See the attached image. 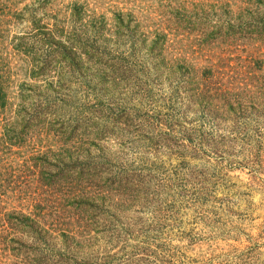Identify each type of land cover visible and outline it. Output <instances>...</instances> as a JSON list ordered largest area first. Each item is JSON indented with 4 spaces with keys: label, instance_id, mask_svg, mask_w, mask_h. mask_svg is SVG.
<instances>
[{
    "label": "rangeland",
    "instance_id": "rangeland-1",
    "mask_svg": "<svg viewBox=\"0 0 264 264\" xmlns=\"http://www.w3.org/2000/svg\"><path fill=\"white\" fill-rule=\"evenodd\" d=\"M47 1L0 0V61L11 71L12 103L19 104L18 87L29 96L30 85L43 87L53 77L64 88L60 104L53 98L56 105L63 103L56 108L60 116L47 119L31 146L64 149L66 141L56 130L63 126L67 140L69 128L79 124L76 146L105 133L93 150L111 173L100 182L107 189L103 196L110 198L95 214L77 212L72 227L64 222L67 211L62 221L61 209L45 206L42 222L54 238L38 256L50 259L47 264H264V74L250 77L235 55V63L219 77L222 87L209 100L215 92L202 74L216 52L234 56L244 50L241 38L248 34L242 31L235 47L216 51L205 35L221 24L218 17L230 22L227 14L246 10L247 0ZM256 2L248 7L263 14ZM120 13L134 19L127 31L116 22ZM37 28L63 30L64 40L74 44L88 42L98 49L95 61L106 64L86 57L90 71L73 72L74 66L63 64L34 79L33 67L50 49L26 57L20 39L42 41ZM164 29V49L149 54L144 45ZM249 44L245 52L264 55L259 41ZM102 69H116L112 77L122 83L114 87L113 81L95 78ZM225 92L244 102L241 110L229 108ZM36 100V105L44 102ZM20 162L12 165L18 168ZM115 178L117 184L108 187ZM110 189L119 191L108 194ZM16 198L3 199L9 212H34V201L21 204ZM63 224L89 241L66 249L56 235ZM4 228L0 224V261L13 263L16 259L5 252L9 234Z\"/></svg>",
    "mask_w": 264,
    "mask_h": 264
},
{
    "label": "trees",
    "instance_id": "trees-1",
    "mask_svg": "<svg viewBox=\"0 0 264 264\" xmlns=\"http://www.w3.org/2000/svg\"><path fill=\"white\" fill-rule=\"evenodd\" d=\"M52 1L48 0L47 4ZM256 5L263 10V14L259 10L249 8L251 0H247L246 10L240 12L238 15L227 14L226 17L230 22L226 20L222 22V17H218L221 24L215 27V31H211V33L205 35L207 42L212 43L211 45L214 47V51H216L224 46L227 48L235 47L236 45L234 44L238 40L236 36L241 31L248 34L247 37L242 34L243 38L241 39L245 41L241 45V48L244 50H240V53H235L234 56L231 54L230 56L223 52H216L209 58L208 68L202 72L203 76H205L203 80L210 87V91L215 93L212 96L209 95L205 100L214 98L217 95L218 89L222 87V85H217L220 81L219 77L223 75V72L225 76V70L230 67L235 59V55H237L236 59L239 60L240 64L246 68V73L250 77L255 74H264V55L245 52L248 51L249 43L252 41H259L264 47V0H257ZM257 6L256 9H258ZM1 11L5 13V10ZM19 13V11L14 12L15 16ZM73 14H75V17L80 15L79 12ZM229 15L230 17H228ZM233 17L234 21L232 22ZM184 18L181 17L186 23H191L190 20ZM172 19L173 15L167 22L171 24ZM75 20L76 22H80L79 19ZM131 20H134L131 14H118L116 22L121 26L120 31H127ZM100 26L103 27L102 33L104 34L105 23H101ZM194 27L197 28V26ZM37 29L42 41L35 40L32 44H29L25 39H20L26 43L21 46L26 57L29 55L35 56L45 46L50 49L49 55H44L38 65L33 67V71L35 72L33 75L34 79L48 77L51 72L53 73V69L56 66L59 67V65L62 66L63 64L74 66L73 72L90 71L89 68H85L87 65L86 57L95 62V65L106 64L101 58L99 61H95L99 57L98 49L91 46L88 42H75L74 44V42L65 41L63 30ZM167 33L166 29L157 32L154 37L155 39L144 45L149 54L153 55L156 52L160 54L162 52ZM250 35L254 37H250ZM144 39L143 42L147 43L148 40ZM93 52L96 55L91 58L89 54ZM115 72H117L116 69H110L109 71L102 69L95 71L93 76L95 78L101 77L105 82L113 81L112 84L115 87V85L117 86L122 83L121 78L112 77V73ZM183 76H188V73H184ZM10 78L11 71L5 68L2 61H0V224H6V228H4L5 233L3 234H9L5 248L8 251L5 252L11 257L13 255L14 259H16L13 263L0 261V264H47L51 263L50 259L38 256L41 247L49 248L47 245L54 238V231L50 227H46L42 222L44 216L42 210H44L45 206H50L52 209L58 208V212L61 209L60 212L62 211L63 213L59 214L62 221L64 220L62 218L63 214L65 215V211H67V222L66 220L64 222L67 223L66 225L72 227L77 224V212H91L95 214L96 211H99L103 201L110 198V196H103L107 189H101L100 182L102 181L103 183L105 179L102 180L103 176H108L111 173V169L102 164L104 159L100 158L96 154L97 151L93 150V147L97 143L96 141L104 140L105 133L102 134L100 139L96 138L94 142L84 140L85 143L83 145L76 146L73 141H78L79 136L77 133L80 130V125L75 124L69 128L67 140L64 133L66 130H64L63 126H60L59 130L56 131L60 135L62 134L63 139L66 141L64 149L60 148L57 151H52L42 150L39 146L33 148L30 143L31 140H35L33 134L35 135V132L38 130L41 133L40 129L45 127L47 119L51 118V116L54 118L60 116L59 110L56 108H62L63 103L62 105H56L55 100L59 104L63 101L61 98L64 88L59 83L52 82L53 77L43 87L30 85L28 87L29 96H23L24 91L18 87L16 90L18 94H15L16 100L19 98V104H13L12 98L14 94L12 92L13 86L9 82ZM230 78L233 79L235 77L231 76ZM36 90H40L41 92L37 94ZM13 91L15 92V90ZM224 95L229 98L226 100V103H228L232 111H236V109L241 110V107L244 106V102L237 98L235 93L225 92ZM36 98H43L44 102L36 105L39 102ZM251 107L252 110L258 111L252 104ZM93 154L96 155L94 158L92 157ZM15 160L21 161L20 164L23 166L14 167L12 163ZM116 179L118 178L113 179L108 184V187L117 184ZM117 182L120 187H123V180ZM96 183L99 186H96ZM118 191L117 189L114 191L110 189L109 193H107L114 194L113 192H116L117 194ZM10 197H17L16 200L18 199L21 204L29 200L34 201V212L27 213L21 208H14L9 212L4 207L5 202L3 199ZM88 216L91 217L92 214ZM56 233L66 249L71 248L68 247L69 243L77 242L74 248L78 249L80 248L78 244L83 245V242L89 241V238L83 235L84 233L81 231L79 233L75 232V230L67 228L65 224Z\"/></svg>",
    "mask_w": 264,
    "mask_h": 264
}]
</instances>
